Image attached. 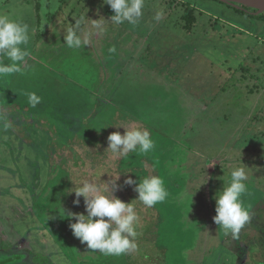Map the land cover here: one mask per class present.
I'll use <instances>...</instances> for the list:
<instances>
[{"label": "rangeland", "instance_id": "1", "mask_svg": "<svg viewBox=\"0 0 264 264\" xmlns=\"http://www.w3.org/2000/svg\"><path fill=\"white\" fill-rule=\"evenodd\" d=\"M143 11L97 35L92 20L114 14L103 0H0V15L31 31L26 67L0 77V253L12 264H145L150 250L131 263L91 251L64 214H86L71 188L118 176L114 195L144 211L137 236L154 235L169 264H244L264 239V17L216 0H145ZM85 14L90 43L68 48ZM120 124L147 128L154 150L115 157L107 138ZM241 163L251 221L233 238L213 221L215 197ZM148 175L170 193L151 208L124 184Z\"/></svg>", "mask_w": 264, "mask_h": 264}, {"label": "clouds", "instance_id": "2", "mask_svg": "<svg viewBox=\"0 0 264 264\" xmlns=\"http://www.w3.org/2000/svg\"><path fill=\"white\" fill-rule=\"evenodd\" d=\"M103 3L108 5L114 14L109 20L103 17L92 20V28L97 35L106 31V22L116 25L125 22L138 24L144 15L145 0H103ZM163 15L162 11L156 12L155 21L162 20ZM85 17L86 14L76 20L75 27L69 28L63 37V43L68 48L80 49L89 45L91 33L82 36L78 31ZM30 36V26L27 23L0 15V77L19 73L26 67V58L29 56L26 46L29 44ZM27 95L32 107L41 102V97L35 93ZM114 126L124 129L123 134L115 131L107 138L106 150L115 157L128 158L130 153L140 155L154 150L155 142L147 128L128 124ZM5 127L8 125L5 124ZM241 165L231 170L230 181L215 197L216 215L213 221L230 232L233 238H237L245 225L251 221L249 210L242 200L247 191L248 167L242 163ZM118 179L119 176L112 180L108 189H102L97 183L84 180L79 186H74L68 191L75 193L76 199L73 203L77 206L83 197L86 212L64 213L67 218L75 221L69 225L73 235L81 243H86L88 249L104 256L120 257L136 251L138 247L136 238L139 216L133 200L126 203L114 195L120 187L116 182ZM124 184L134 186V191L138 194L134 200L140 201L148 208L165 202L170 195L165 181L158 175H148L139 182L128 176Z\"/></svg>", "mask_w": 264, "mask_h": 264}, {"label": "trees", "instance_id": "3", "mask_svg": "<svg viewBox=\"0 0 264 264\" xmlns=\"http://www.w3.org/2000/svg\"><path fill=\"white\" fill-rule=\"evenodd\" d=\"M236 10L239 13L247 14L249 16L254 17L255 19L262 20L263 17H264V14H261V15H253V14H251V13L255 12V10H252V9H248V12L245 11V10H239V9H236ZM137 213H138V216H140V218H143L144 211H142V209L138 208L137 209ZM159 220H161V219H159ZM142 230L143 231H148L149 229L148 228H143ZM137 232H138V229H137ZM243 238H244V234H243V237H242V244H243ZM136 243H137V246H138L136 251L141 252L142 254H144L148 250L153 252L151 255L149 253H148V255L146 254V258H144L145 261H146L145 264H169L167 262L168 260L166 261V258L164 259V257H162V254L160 256V254H159L160 251L156 247V246H158V243H157V241L155 243V236L154 235L149 236V238L146 237V235L144 237L137 236ZM258 247H260V250H259ZM255 249H257V250H255V252H259L260 256L259 255H255V256H251V258L244 257V258H246V259H244V264H250L251 262H255V260L258 259L259 257L264 259V239H262L260 241V244L258 243V246ZM136 251H133V252L135 253ZM133 252H131V253L126 255L128 257L130 256L129 259H128V261H130V262H128V263H131V257L133 256ZM248 252L249 251H245L244 256H247ZM161 253H165V250H162ZM13 262H14V258L13 257L7 256V255H2L0 253V264H12Z\"/></svg>", "mask_w": 264, "mask_h": 264}, {"label": "water", "instance_id": "4", "mask_svg": "<svg viewBox=\"0 0 264 264\" xmlns=\"http://www.w3.org/2000/svg\"><path fill=\"white\" fill-rule=\"evenodd\" d=\"M227 6L233 7L235 9L245 10L248 9L255 10L251 13L253 15L264 14V0H216Z\"/></svg>", "mask_w": 264, "mask_h": 264}, {"label": "flooded vegetation", "instance_id": "5", "mask_svg": "<svg viewBox=\"0 0 264 264\" xmlns=\"http://www.w3.org/2000/svg\"><path fill=\"white\" fill-rule=\"evenodd\" d=\"M245 254V253H244ZM248 254V256H249V258H251V256L250 255H259L260 256V253L259 252H255V251H253V252H248L247 253ZM263 255V254H262ZM245 257H247V256H245ZM260 258V257H259ZM244 259H246V258H244ZM244 262V261H243Z\"/></svg>", "mask_w": 264, "mask_h": 264}, {"label": "crops", "instance_id": "6", "mask_svg": "<svg viewBox=\"0 0 264 264\" xmlns=\"http://www.w3.org/2000/svg\"><path fill=\"white\" fill-rule=\"evenodd\" d=\"M37 5V4H36ZM238 20H240L239 18H237ZM257 20H259V19H257ZM246 23V22H245Z\"/></svg>", "mask_w": 264, "mask_h": 264}]
</instances>
